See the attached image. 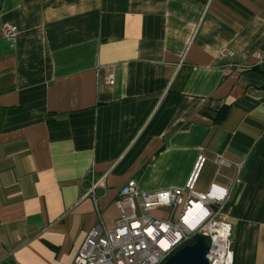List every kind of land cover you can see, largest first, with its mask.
<instances>
[{"label":"crops","instance_id":"1","mask_svg":"<svg viewBox=\"0 0 264 264\" xmlns=\"http://www.w3.org/2000/svg\"><path fill=\"white\" fill-rule=\"evenodd\" d=\"M201 157L233 264H264V0H0V264H72L130 180Z\"/></svg>","mask_w":264,"mask_h":264},{"label":"built area","instance_id":"2","mask_svg":"<svg viewBox=\"0 0 264 264\" xmlns=\"http://www.w3.org/2000/svg\"><path fill=\"white\" fill-rule=\"evenodd\" d=\"M2 28L5 37L17 34L12 22ZM203 164L201 157L185 190L141 192L137 182L130 180L117 202L120 208L126 204L128 210L123 209L112 230L98 225L90 230L72 264H164L198 237L209 245L207 264H233V226L226 210L229 191L218 185L204 194L195 190ZM160 209H170V213L156 216L154 212Z\"/></svg>","mask_w":264,"mask_h":264},{"label":"water","instance_id":"3","mask_svg":"<svg viewBox=\"0 0 264 264\" xmlns=\"http://www.w3.org/2000/svg\"><path fill=\"white\" fill-rule=\"evenodd\" d=\"M208 248L206 239L198 237L193 244L178 249L164 264H207Z\"/></svg>","mask_w":264,"mask_h":264},{"label":"bare ground","instance_id":"4","mask_svg":"<svg viewBox=\"0 0 264 264\" xmlns=\"http://www.w3.org/2000/svg\"><path fill=\"white\" fill-rule=\"evenodd\" d=\"M193 210H194V208H193ZM193 210L191 212H193Z\"/></svg>","mask_w":264,"mask_h":264}]
</instances>
